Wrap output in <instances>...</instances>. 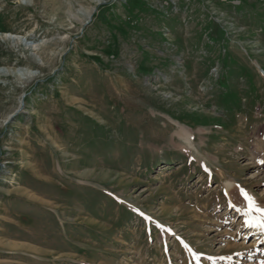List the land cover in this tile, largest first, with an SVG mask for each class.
Here are the masks:
<instances>
[{"label": "rangeland", "instance_id": "1", "mask_svg": "<svg viewBox=\"0 0 264 264\" xmlns=\"http://www.w3.org/2000/svg\"><path fill=\"white\" fill-rule=\"evenodd\" d=\"M263 158L264 0H0V264H264Z\"/></svg>", "mask_w": 264, "mask_h": 264}, {"label": "bare ground", "instance_id": "2", "mask_svg": "<svg viewBox=\"0 0 264 264\" xmlns=\"http://www.w3.org/2000/svg\"><path fill=\"white\" fill-rule=\"evenodd\" d=\"M69 13H71V12H69ZM86 13V15L87 16H89L90 17V11H88V12H85ZM25 70V69H24ZM188 134V133H187ZM188 136V141H190V138L191 137H189V135H187ZM263 160H264V158H263ZM261 162V161H260ZM230 185L231 184H228L227 186H226V188H227V191L228 190H230ZM256 207V206H255ZM240 209V208H239ZM241 210V209H240ZM240 212V214H241V211H239ZM255 210H253V207H252V209L251 208H249V207H247V209H246V213H247V221H249L248 222V228H249V230L250 231H255L254 232V234H256L257 236V239H258V241H259V243L261 242V243H263V239L262 238H264V229H262V227L260 226V220L256 217V214H255ZM260 230H263V235L262 236H259L258 235V231H260ZM235 247V246H234Z\"/></svg>", "mask_w": 264, "mask_h": 264}, {"label": "snow or ice", "instance_id": "3", "mask_svg": "<svg viewBox=\"0 0 264 264\" xmlns=\"http://www.w3.org/2000/svg\"><path fill=\"white\" fill-rule=\"evenodd\" d=\"M244 195H245V198H246L247 200H249L250 204H252V206H253V210H255V211H259V212L262 213V215H264V210L256 208V207H255V204H254V202L251 200V198L248 197L246 193H244ZM260 226H261V227H264V221H261V222H260Z\"/></svg>", "mask_w": 264, "mask_h": 264}]
</instances>
